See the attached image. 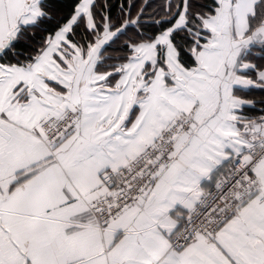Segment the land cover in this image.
Wrapping results in <instances>:
<instances>
[{"label": "snow or ice", "instance_id": "6c2138e0", "mask_svg": "<svg viewBox=\"0 0 264 264\" xmlns=\"http://www.w3.org/2000/svg\"><path fill=\"white\" fill-rule=\"evenodd\" d=\"M0 264H264V0H0Z\"/></svg>", "mask_w": 264, "mask_h": 264}]
</instances>
